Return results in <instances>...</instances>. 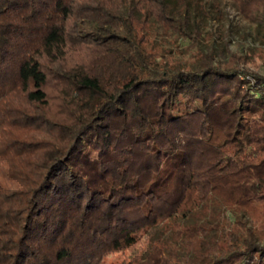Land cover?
<instances>
[{"label": "trees", "instance_id": "16d2710c", "mask_svg": "<svg viewBox=\"0 0 264 264\" xmlns=\"http://www.w3.org/2000/svg\"><path fill=\"white\" fill-rule=\"evenodd\" d=\"M228 1L264 43V0ZM226 7L0 0V264H264V75L204 42ZM159 29L198 64L153 73Z\"/></svg>", "mask_w": 264, "mask_h": 264}, {"label": "rangeland", "instance_id": "374dc122", "mask_svg": "<svg viewBox=\"0 0 264 264\" xmlns=\"http://www.w3.org/2000/svg\"><path fill=\"white\" fill-rule=\"evenodd\" d=\"M211 1V0H209ZM217 6L223 7L226 4L225 12L227 17H223L221 20L210 19L203 28L204 42L214 44L216 47H224L225 33L228 28L232 29L233 34L229 43V48L233 50L238 58V64L244 71L257 73L264 75V43H262L256 36L255 26L245 19L240 11L232 5L228 0H213ZM153 43H150L147 47L148 50L152 48L153 51L157 47V51L165 54L163 60H167L168 64L165 67L162 66V58L159 57L157 64L151 65L150 69L153 73H160L165 69L170 71L177 70L185 66H196L198 64V50H188L189 41L183 39L178 34L169 32L166 33L163 29L155 31L153 34ZM152 42V41H151ZM159 54V55H160ZM183 214L166 221L160 227V231L163 232L162 238L168 236L171 231L172 225L175 222L181 221ZM142 240H139L136 245L130 247L125 253V257L139 259L140 247L142 246ZM124 255L116 254L106 260L105 264H117Z\"/></svg>", "mask_w": 264, "mask_h": 264}]
</instances>
